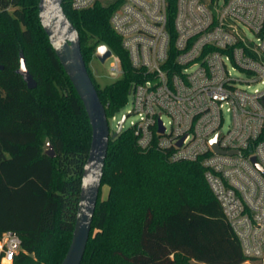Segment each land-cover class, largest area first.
<instances>
[{
    "label": "trees",
    "instance_id": "obj_1",
    "mask_svg": "<svg viewBox=\"0 0 264 264\" xmlns=\"http://www.w3.org/2000/svg\"><path fill=\"white\" fill-rule=\"evenodd\" d=\"M63 9L108 117L127 102L139 79L110 17L108 2ZM39 0H0V237L22 240L12 264H61L71 243L92 127L40 21ZM175 3L170 5V20ZM110 46L124 73L101 86L89 68L96 48ZM37 82L17 72L20 57ZM51 144L55 156L46 153ZM201 161H172L142 149L132 127L110 138L102 186L81 264H244L239 238L211 190ZM108 185L107 198L102 187ZM252 264H260L253 260Z\"/></svg>",
    "mask_w": 264,
    "mask_h": 264
},
{
    "label": "built area",
    "instance_id": "obj_2",
    "mask_svg": "<svg viewBox=\"0 0 264 264\" xmlns=\"http://www.w3.org/2000/svg\"><path fill=\"white\" fill-rule=\"evenodd\" d=\"M99 1L114 7L111 26L139 75L129 89L138 145L167 150L172 161H201L245 263L264 264V172L253 161L264 169V0H72L71 6L81 11ZM108 47L111 74L123 75L121 57ZM21 250V237L5 231L0 264H12Z\"/></svg>",
    "mask_w": 264,
    "mask_h": 264
},
{
    "label": "water",
    "instance_id": "obj_3",
    "mask_svg": "<svg viewBox=\"0 0 264 264\" xmlns=\"http://www.w3.org/2000/svg\"><path fill=\"white\" fill-rule=\"evenodd\" d=\"M63 1L39 0L38 9L40 21L60 62L83 101L92 127V141L82 175L75 226L70 246L61 262V264H81L102 186L110 138L117 137L123 131L126 116L118 122L117 129L112 131L106 107L100 99L82 54L79 31L67 17L63 9ZM95 55L104 62L111 55V50L106 44H100L96 48ZM3 67L0 64V69ZM17 72L23 76L29 88L37 86L23 55L20 57V66ZM212 144L218 150L216 138L212 140ZM46 153L55 156L51 144H48ZM253 161L264 172L255 158Z\"/></svg>",
    "mask_w": 264,
    "mask_h": 264
},
{
    "label": "rangeland",
    "instance_id": "obj_4",
    "mask_svg": "<svg viewBox=\"0 0 264 264\" xmlns=\"http://www.w3.org/2000/svg\"><path fill=\"white\" fill-rule=\"evenodd\" d=\"M111 60L108 59L104 62L100 61L96 55H94L93 59L89 63V68L98 84L102 87L115 82L120 79L122 75H113L110 70ZM133 107V95L130 93L128 95L127 102L125 105L116 113V118L110 121L111 130L115 131L117 129L118 122L124 117L127 116L126 121L124 122L123 128L126 129L131 126V122L137 120V116L135 114H130V111ZM110 118V117H109ZM164 120L167 122L168 118L164 117ZM48 149V148H47ZM46 149V150H47ZM109 192L108 185H103L102 187V198H107ZM190 264H206L200 261L192 260ZM246 264V263H244ZM252 264V262L250 263Z\"/></svg>",
    "mask_w": 264,
    "mask_h": 264
}]
</instances>
